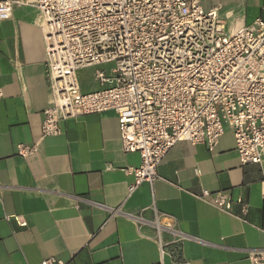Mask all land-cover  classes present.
<instances>
[{
    "label": "crops",
    "instance_id": "0c3cea01",
    "mask_svg": "<svg viewBox=\"0 0 264 264\" xmlns=\"http://www.w3.org/2000/svg\"><path fill=\"white\" fill-rule=\"evenodd\" d=\"M249 2L203 5L218 7L232 31L264 18ZM41 21L38 9L15 6L12 18L0 23V264L49 258L65 264H155L161 262L158 239L178 236L179 251L171 254L176 248L169 245L162 264H250L249 250L264 248V161L242 165L226 126L215 151L179 142L160 163V178L131 192L134 177L123 168L141 159L123 151L113 110L68 118L58 135L42 136L51 91ZM84 69H92L97 87L84 86L78 76L81 90L103 88L96 68ZM19 143L36 144L38 151L22 157ZM203 189L228 195L230 210L211 197L198 198Z\"/></svg>",
    "mask_w": 264,
    "mask_h": 264
},
{
    "label": "built area",
    "instance_id": "2783aa9c",
    "mask_svg": "<svg viewBox=\"0 0 264 264\" xmlns=\"http://www.w3.org/2000/svg\"><path fill=\"white\" fill-rule=\"evenodd\" d=\"M15 6L41 14L51 91L42 136L58 135L68 118L113 110L123 151L141 159L123 168L134 177L131 192L160 178V163L179 142L215 151L226 126L242 165L264 161L263 17L229 31L219 8L206 9L203 0H0V23L12 18ZM89 67L103 88L84 93L77 73ZM37 151L36 144L17 145L22 157ZM196 196L231 208L224 192L203 189ZM155 223L160 232L159 218ZM182 241L159 238L155 264L169 245L177 254ZM248 258L264 264V248L249 250Z\"/></svg>",
    "mask_w": 264,
    "mask_h": 264
},
{
    "label": "rangeland",
    "instance_id": "374dc122",
    "mask_svg": "<svg viewBox=\"0 0 264 264\" xmlns=\"http://www.w3.org/2000/svg\"><path fill=\"white\" fill-rule=\"evenodd\" d=\"M255 2L256 0H253V2H249L252 5V11L264 14V10L260 9L264 5V0H261V3H260L261 5L260 4L257 5ZM78 76L82 84H84V86L97 87V84H95V81H94L92 69H82L79 71Z\"/></svg>",
    "mask_w": 264,
    "mask_h": 264
}]
</instances>
